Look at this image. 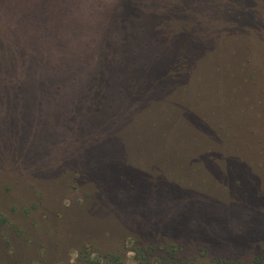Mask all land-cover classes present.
I'll use <instances>...</instances> for the list:
<instances>
[{"label":"rangeland","instance_id":"1","mask_svg":"<svg viewBox=\"0 0 264 264\" xmlns=\"http://www.w3.org/2000/svg\"><path fill=\"white\" fill-rule=\"evenodd\" d=\"M170 242L264 264V0H0V264Z\"/></svg>","mask_w":264,"mask_h":264},{"label":"trees","instance_id":"2","mask_svg":"<svg viewBox=\"0 0 264 264\" xmlns=\"http://www.w3.org/2000/svg\"><path fill=\"white\" fill-rule=\"evenodd\" d=\"M40 46V44H36ZM88 247L82 246L79 253L85 256ZM133 258L137 264H255L257 257L251 261H243L234 257L220 255L208 256L206 252L188 255L177 243L139 244L131 247ZM82 264H121L122 259L115 252H105L94 258H84Z\"/></svg>","mask_w":264,"mask_h":264}]
</instances>
